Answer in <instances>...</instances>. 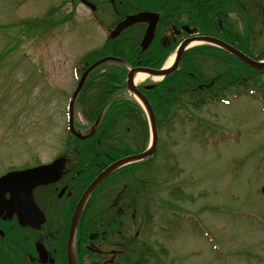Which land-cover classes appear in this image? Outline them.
Instances as JSON below:
<instances>
[{"label":"rangeland","instance_id":"374dc122","mask_svg":"<svg viewBox=\"0 0 264 264\" xmlns=\"http://www.w3.org/2000/svg\"><path fill=\"white\" fill-rule=\"evenodd\" d=\"M252 1L240 5L260 23L251 43L257 55L264 51V0H258L260 6ZM105 6L103 24L114 19L108 0L101 9ZM238 12L227 21L244 34L245 16ZM44 18L52 21L49 28L41 27ZM96 21L77 0H0V175L50 162L66 150L74 68L83 67L82 57L105 38ZM203 60L196 55L200 70L212 76L215 59ZM222 65L219 61L218 68ZM256 79L249 93L228 105L204 106L191 119H175L160 130L157 159L139 172L147 193L137 197L153 218L137 228L128 213L122 223V234H137L158 255L156 263L264 264V74ZM75 111L78 123L87 125L78 104ZM131 125L119 120L115 135H123L133 149L144 148L142 138L135 142L133 133L125 134ZM141 253L139 261L150 256L145 248Z\"/></svg>","mask_w":264,"mask_h":264},{"label":"flooded vegetation","instance_id":"af4514ba","mask_svg":"<svg viewBox=\"0 0 264 264\" xmlns=\"http://www.w3.org/2000/svg\"><path fill=\"white\" fill-rule=\"evenodd\" d=\"M77 1L94 14L97 28L105 33V38L98 48L86 53L83 67L76 70L80 67L78 66L73 71L75 78H80L85 69L106 56H112L130 66L127 70L118 63L110 62L91 71L87 80L92 83L89 84L86 91L93 90L91 92L95 91V94L101 92L99 82L107 76L120 75L121 73L126 76L137 68L160 69L161 67L157 66L168 47L173 48L169 55L177 54L180 43L189 38L212 36L226 42L222 32L227 30V36H225L227 38L230 35L229 28L234 33L232 25L227 21L228 16L234 13L235 6L233 4L235 3L231 2L226 3L224 17H214L210 22L207 18H203V5L200 0L194 2L191 0H108L114 19L110 23L107 22V19L103 24L100 21L102 14L109 13L106 6L101 9V5L106 4V0ZM73 2L74 0H72ZM140 12L158 14V23L153 39L145 49H142L140 45L148 27V23L145 22L128 27L115 39L109 38L115 27L127 16ZM159 47L164 50L162 53H158ZM190 48L192 47L183 50L178 66ZM199 54L200 52H198ZM229 61L233 63L232 60ZM113 69H121V71L114 72ZM79 71L80 73H78ZM131 73L134 76V73ZM148 85L147 82L137 85V89L145 97L144 89ZM116 93H125V91L122 89ZM78 107L87 125H82L75 119L76 125L89 128L86 134L82 133L84 138L80 140H84L89 138L87 134L95 126L97 108L96 106L88 108V105L81 107L80 104ZM134 111L138 118L128 120L133 122V125L125 129V134L133 133L135 142L138 141V138L147 142L148 136H144L143 131L136 127L144 124L147 128V120L139 108H135ZM118 122L119 120L117 123L115 122L116 126ZM73 138L74 136L71 135L70 143L67 144L64 153L50 162L44 163V165L50 164L54 160L62 158L63 173L60 179L54 183L34 187L28 201H23V194L15 193L16 198L13 202L12 191L0 189V264H69L71 252L76 264H131L129 260L132 257L138 260V263L135 264H144L139 261L143 257L141 252L144 248L140 249L143 243L140 242L137 234H122V223L123 218L131 213V221L139 228L141 224L143 226L145 218L150 213L147 205L144 204L146 202H142L141 206L137 200L140 192H142V196L146 194L147 185L145 184L147 182H144V178L139 177V172L147 164L140 165L135 169L123 170L124 167H122L114 171L86 200L72 233L71 224L76 206L92 180L116 160L138 154L146 146L136 149L130 147L128 155L115 159L106 157V160L101 159L100 162H95L98 154L92 156L91 151L81 149L79 144H75L80 142L74 141ZM114 138L123 148L127 146L124 136L121 134L112 135L106 143L113 146ZM116 148L119 147L116 146ZM88 155L92 158L87 161ZM14 170L19 169L7 170L0 176ZM90 173L95 175L91 178ZM123 179L125 183L122 184ZM131 180L134 182H130ZM118 183H120L119 189L116 190ZM138 183L141 184V189L133 188L134 184ZM93 196L94 198H92ZM71 234H73L72 241L70 240ZM134 239H138L137 246H129L130 243L127 244L126 240ZM145 250L152 258V252L148 248Z\"/></svg>","mask_w":264,"mask_h":264},{"label":"trees","instance_id":"16d2710c","mask_svg":"<svg viewBox=\"0 0 264 264\" xmlns=\"http://www.w3.org/2000/svg\"><path fill=\"white\" fill-rule=\"evenodd\" d=\"M191 1L194 2L195 0ZM235 1L236 0H231V2ZM253 1L256 6L259 5L258 0ZM200 2L203 5L202 13L204 19L207 18L208 21L211 22L214 17H224V7L227 1L200 0ZM238 14L244 15L246 17L244 22L246 37L239 35L237 32L232 33L229 28L230 35L228 36V38L225 37L227 36V30L225 29L226 31L224 33L222 32V35H225H223L224 40L246 55L250 56L251 58H254L255 60H263L264 51L259 52V54L257 55H255L256 53L254 54V52L252 53L251 51V43L255 38L253 29L256 24H260L258 18H256V16L253 17V15L249 14L248 11H244L242 7L239 8ZM260 17L262 18L261 14ZM262 22L264 21L262 20ZM51 23L52 21L44 18L41 20V27L49 28V26H51ZM33 27H35V25H33ZM250 34L252 35L250 36ZM172 49V47H168V50L162 56L161 61L159 62L157 67H160L163 64ZM157 50L158 53H162L164 51L161 47H159ZM198 52H200V56H203V63L206 62V59H215L217 69L214 71L212 76L205 75L203 73L204 68H201L200 70L199 65L196 63V55H198ZM231 58L232 57L226 52L211 46H199L196 48H192L188 50V52H186V56L184 57L182 63L172 74L168 75L163 80L155 84L154 87L144 89L145 95L148 98L155 115L156 128L158 130V141L160 140V130L164 127H167L175 119L182 120L181 118L185 117L184 119L189 120L193 117V112L198 113L204 108V106L211 104L228 103L232 99H237L241 94L244 95L246 93H249L250 85H256V82L258 81L256 77L263 74L264 70H254L237 61L236 59ZM229 60H232L233 63H230ZM219 61L223 63L221 68H218ZM120 65L124 66L122 64ZM112 71L119 72L121 71V69H113ZM124 75V73H121L120 75L118 74L102 78L99 82L101 92L89 95L86 91V88L92 82L88 80L76 100L81 104L82 107L84 105L90 106L92 103H94L98 111H96L95 116L99 114L100 110L104 106L107 107L105 116L93 135L89 136V138L87 137L84 140H80L76 137L73 138L74 141L80 142L75 144H79V146H81V149L91 151L90 153H92V156L98 154L96 155L97 161L95 162H100L101 159L106 160V157L115 159L124 155H128L130 153V146H126L121 149L116 148V146H111L109 143H106V141L109 140L112 135H115L114 129L116 126L115 122L117 123V120L128 121L131 118H138V116H136L137 114L134 111V109L136 108L134 103L125 99L117 100L114 98L116 95V91L123 89L122 84ZM108 101L109 103H107ZM180 113H182V116H180ZM136 127H138L140 131H143V133H141L147 137V129L144 124ZM138 133L140 134V132ZM102 141L104 142L102 143ZM156 159L157 149L151 159L143 161L139 164L136 163L126 166L123 168V170H128L131 168L135 169L140 165L144 166L146 164H151L153 163V161H156ZM93 176H91V178ZM145 192L147 193V190ZM92 198H94V196ZM152 218L153 215L152 212H150L145 218L143 226L145 227ZM152 224L153 222L151 223V226ZM163 230H165V228ZM145 231L146 230H144L143 233ZM126 241L127 244L130 243L129 246L136 247V241H138V239ZM146 247L147 245L143 243V245L140 246V249ZM148 249L150 250V252L152 251L153 257H147L141 260V262L144 264H158L156 263V259L159 258L158 255L157 258H155L156 256H154L153 250L150 247Z\"/></svg>","mask_w":264,"mask_h":264},{"label":"water","instance_id":"95a60500","mask_svg":"<svg viewBox=\"0 0 264 264\" xmlns=\"http://www.w3.org/2000/svg\"><path fill=\"white\" fill-rule=\"evenodd\" d=\"M144 22L148 23V27L146 29V32L142 38L140 45H141L142 49H145L153 39L155 26L158 22V15L154 14V13L141 12V13H138L136 15L127 16L123 22L119 23L116 26V28L110 34V38H112V39L116 38L124 29H126L127 27H129L133 24L144 23ZM192 41L202 42V43L211 44V45L220 47V48L226 50L228 53H230L232 56H234L238 60L244 62L245 64H247L248 66H250L254 69L260 70V69L264 68V62H258V61H255L253 59H250L249 57L244 55L242 52L238 51L237 49L233 48L232 46L226 44L223 41H220L216 38L209 37V36H199L196 38H189L180 44V46L178 47V50H177L176 60L170 69H168L166 71H158V70H151V69H147V68H137V69L132 70L131 72H133V73L134 72H141V73H146L148 75L156 76V77L167 75L170 71L175 69L183 50L187 46H189V44ZM108 60L118 61L117 59H113V58H109V57L104 58V59H101L100 61L96 62L95 64H93L88 69V71H90L91 69H93L97 65H100L101 63L108 61ZM131 72H129V74L127 76L126 87L129 91L134 93L144 105V108H145L146 113H147L148 118H149V123H150V128H151V133H152V146L149 150H147L141 154L128 156V157L119 159L118 161L114 162L113 164L108 166L106 169H104L92 181V183L88 186V188L83 193L80 201L78 202V204L76 206V210H75L73 218H72L71 233L75 230L76 224L79 220L81 211L83 209V206H84L86 200L88 199L90 194L93 192V190L107 176H109L113 171H115L116 169H118L119 167H121L127 163L143 160L145 158L150 157L154 152V149L156 146V127H155L154 114H153L152 109H151L150 105L148 104V102L145 100V98L142 96V94L136 90V88L132 84V73ZM85 76H86V73L80 79L79 84H78V86L74 92L72 99H74L76 97L77 93L81 89L83 82H84V79H85ZM72 103L73 102L70 103V107H71ZM71 131H72V133H74V130L72 127H71ZM62 173H63V159L59 158V159H56L52 163L47 164V165H41V166H38L35 168L26 169V170H22V171H14V172H10V173L5 174L4 176L0 177V189H2V190L3 189H10L12 191L11 199L13 202H15V198H16L15 193L23 194V201H28L30 193L34 187L39 186V185H46L49 183H54L55 181L60 179ZM261 193L264 194V185L261 187ZM72 235L73 234H71V237H70L71 241L73 239ZM69 264H75L72 252L69 254Z\"/></svg>","mask_w":264,"mask_h":264},{"label":"bare ground","instance_id":"6f19581e","mask_svg":"<svg viewBox=\"0 0 264 264\" xmlns=\"http://www.w3.org/2000/svg\"><path fill=\"white\" fill-rule=\"evenodd\" d=\"M171 62H172V59H170V60L168 61L167 66H169V65L171 64ZM146 78H148L146 74L138 73V74H136V75L134 76V79H133V80H134V83H139V82L145 80Z\"/></svg>","mask_w":264,"mask_h":264}]
</instances>
